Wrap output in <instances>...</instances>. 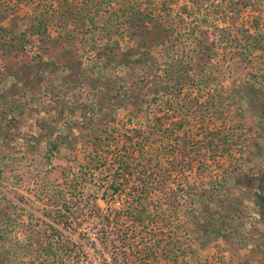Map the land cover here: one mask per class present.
Segmentation results:
<instances>
[{"label":"rangeland","instance_id":"1","mask_svg":"<svg viewBox=\"0 0 264 264\" xmlns=\"http://www.w3.org/2000/svg\"><path fill=\"white\" fill-rule=\"evenodd\" d=\"M134 9L167 16L175 47L141 48L127 28L107 31L111 14ZM69 11L66 24L60 14ZM85 13L94 23L75 19ZM40 15L49 18L48 34L34 35L30 21ZM207 49L212 63L203 70ZM104 50L111 57L99 55ZM177 59L195 79L183 91L181 73L167 66ZM177 100L192 109L172 135L170 161L154 171V183L177 207H168L162 193L149 195V210L172 221L161 223L160 246L146 263L174 264L175 246L178 264H264V210L258 182L247 183L264 173V0H0V262H109L97 228L80 212L79 221L63 226L65 240L74 232L76 241L98 242L95 249L74 258L57 256L56 245L49 249L53 228H61L55 210L66 202L75 210L68 184L93 157L111 158L128 138L138 140V131L148 136L159 116L173 129ZM205 128L221 130L215 155L204 147ZM122 203L99 194L107 213ZM206 223L210 232L200 227Z\"/></svg>","mask_w":264,"mask_h":264},{"label":"trees","instance_id":"2","mask_svg":"<svg viewBox=\"0 0 264 264\" xmlns=\"http://www.w3.org/2000/svg\"><path fill=\"white\" fill-rule=\"evenodd\" d=\"M72 15L71 11H69L68 13L60 14V18L64 19V23L67 24ZM76 17H79V19L84 17V19L91 21V24L94 23L90 14L75 15V19H77ZM165 17L167 16L160 14L157 18L149 12L146 13L134 9L122 15L111 14L108 17L106 29L111 33V28H113L115 29V33H117L120 29L127 28L131 31L130 35L132 37L140 36L141 40L139 41V45L141 48L146 46L149 47V49L154 47H160L166 50L173 49L175 45L172 43L170 34L173 30L164 25L167 21ZM48 20L49 18L44 15L36 16L30 21L29 30L31 29L34 35H42L43 33L48 34ZM109 26L111 28H108ZM14 38H18V36L15 35ZM18 39L20 42H23L21 38ZM204 52L201 58L204 61L201 66L203 70L212 63L210 50L207 49ZM103 54H105L107 58L111 57V54L106 50L99 53V55ZM147 55L149 54H142V59L145 60ZM168 55L169 52L166 56ZM126 58V61L129 63L142 62L140 58H138L139 60H132L129 57ZM167 66L181 73V80H179L177 86L179 91H183L185 87L195 83V79L190 75L192 69H190L188 64H185L183 60H170L167 62ZM162 89L164 90L161 93L166 95L168 91L166 86ZM186 106L187 104L184 105L178 100L173 103V113L175 115L179 113L177 123L173 129L167 127L162 122L161 116H159L156 118V124H150L152 128L148 136L138 131L136 135L138 139L136 140L137 142L134 141V137H130L128 138V143L123 144L116 152H112L113 156H111V158L107 155L103 158L101 156H95L90 160L89 164L81 168V176L75 175L68 184V192L71 196L70 203L73 207L75 206V210L69 208L67 202L63 204L65 210H63V207L55 210L53 219L57 226H61V228H53L54 231L53 235H51L52 241L49 243V249L52 250L53 245H56L57 256H60L59 253H62L65 257L74 258L75 256H79L83 251L86 252L95 249L99 242V244L104 247L102 255L104 258H107V254L110 259L109 262H107V259L105 260L106 264H147L146 261L148 259L155 257V250L158 249L161 241L159 235L164 234L161 225L163 222H171L172 217L165 212H159L158 209L155 211L156 214H154L153 211L149 210L148 205L150 204L147 201L149 195L158 192L162 193L163 197H165L168 207H177V199L172 198V195L160 188L158 184L154 183L156 179L154 171H156L155 168L163 164L165 159V161H170L167 154H171L169 152V143L172 141V135L177 137L178 134L175 133H178L177 131H180L183 125H185L183 120L186 114L192 109V107L186 109ZM183 109L186 110L183 111ZM204 135L208 137V141L204 143V147H207L208 150H213V154L215 155L221 147L219 144L214 146L216 140L219 142L222 140L221 130L219 128L214 130L208 129ZM204 138L206 139V137ZM168 139L170 140L168 141ZM187 143V141L183 142V149H187ZM100 147L101 146H96V152H98ZM50 148L51 151H56L58 149V143L51 142ZM153 150L155 153H153ZM107 153H110V151ZM96 155L99 154L96 153ZM95 162H99V166H96L94 169H101V166L104 168L102 177H95L93 169ZM150 168H152V171H150ZM89 181H93V184L98 183V185H94V188H92ZM256 181L259 187L256 201L260 208L264 210V173L255 177V179L247 178V183L250 185ZM88 182L90 184H88ZM239 183L242 182L239 181ZM100 193H103V196L106 195V193H110L111 197L115 195L119 196L124 203L121 204V208L109 210L107 213L103 211L102 207L98 204ZM81 196H83V198H80ZM84 198H87V200H84ZM161 205L162 204H160L159 207H161ZM79 212L81 213V217L86 216V219L89 220V222L91 221V223H93L92 225L95 226L99 232L96 238L98 242L96 243L93 241L91 246L81 241L74 240V232L70 234V237H66V240L63 235L65 234L63 232V226L65 227V225H67L66 227H68V225L80 220L78 217ZM209 226L210 225L206 223V226L200 227L206 232H210L212 227ZM81 235L85 236V234ZM172 249L173 254L168 251L167 256L172 254L173 263L178 264L177 248L174 246ZM45 251L50 253L47 249H45ZM63 256L61 258H63ZM77 258L80 259V257ZM2 263L1 261L0 264Z\"/></svg>","mask_w":264,"mask_h":264}]
</instances>
